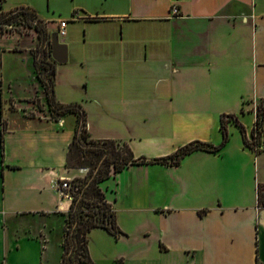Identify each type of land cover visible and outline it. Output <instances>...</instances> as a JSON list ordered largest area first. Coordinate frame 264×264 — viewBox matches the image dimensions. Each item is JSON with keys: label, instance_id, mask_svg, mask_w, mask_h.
Listing matches in <instances>:
<instances>
[{"label": "crops", "instance_id": "crops-1", "mask_svg": "<svg viewBox=\"0 0 264 264\" xmlns=\"http://www.w3.org/2000/svg\"><path fill=\"white\" fill-rule=\"evenodd\" d=\"M26 3L45 32L57 30ZM67 17L53 94L80 106L87 139L152 159L218 145L223 115L244 128L226 117L218 151L129 164L101 182L121 232H88L92 263L264 264V151L244 139L264 102V0H72ZM19 35L0 33V264H61L71 200L57 184L89 172L72 152L82 116H50L42 50Z\"/></svg>", "mask_w": 264, "mask_h": 264}, {"label": "trees", "instance_id": "trees-1", "mask_svg": "<svg viewBox=\"0 0 264 264\" xmlns=\"http://www.w3.org/2000/svg\"><path fill=\"white\" fill-rule=\"evenodd\" d=\"M4 0H0V5ZM24 19L29 25H33L41 32H45V26L41 24V19L37 18L35 11L27 5H19L7 10L0 9V33L11 27L16 18ZM41 79L46 87L47 104L50 116L57 118L67 112H77L82 116L80 127L76 132L73 146L78 153L83 155L84 163L89 166V172L83 180H72L80 184V189L74 193L71 206L67 213V222L64 233V254L61 264H93L88 251V232L94 227H103L114 236L121 232L116 225L114 210L104 198V192L99 184L108 179L112 173L121 171L129 164H144L159 162L164 164H178L186 155L197 149L208 151H218L228 140L226 117L233 118L232 115H223L221 118L222 140L218 145H212L200 141H193L175 150L170 155L147 159L144 156L134 158L130 148L119 142L108 139L95 141L87 139V132L84 127L83 112L76 103L62 104L55 100L52 86V75L54 73V62L44 51L37 59ZM241 132L244 128L235 120ZM245 144L248 146L247 138ZM258 205L264 207V184H259L257 189Z\"/></svg>", "mask_w": 264, "mask_h": 264}, {"label": "rangeland", "instance_id": "rangeland-1", "mask_svg": "<svg viewBox=\"0 0 264 264\" xmlns=\"http://www.w3.org/2000/svg\"><path fill=\"white\" fill-rule=\"evenodd\" d=\"M30 1L31 3L34 4L36 10L43 16V17H51L54 20H59L60 18H66L67 15L69 14V10L71 9L72 6V0H4L1 4L4 8H9L14 5H29L26 2ZM97 1V0H92ZM42 24L45 22L42 21ZM12 26L9 27L8 30H6L4 33L5 34H10V33H19L20 40H18V43L21 42H26L29 43L30 40L32 42V46L35 52V55L39 53V51H45L46 47V40H47V34H49L48 30L45 33H40L35 28L33 25H29L24 19H19V17L16 18V21L14 20ZM53 26L54 23L52 24ZM62 37V36H61ZM60 38V37H59ZM38 52V53H37ZM42 53L38 54L41 56ZM119 146L121 144L119 143ZM74 155L77 154L78 150L76 147H74V150L72 151ZM80 156H83L82 154ZM107 180V179H106ZM105 181V180H104ZM103 182V181H102Z\"/></svg>", "mask_w": 264, "mask_h": 264}, {"label": "built area", "instance_id": "built-area-1", "mask_svg": "<svg viewBox=\"0 0 264 264\" xmlns=\"http://www.w3.org/2000/svg\"><path fill=\"white\" fill-rule=\"evenodd\" d=\"M171 12L174 14L179 12L177 5L171 6ZM67 21L68 19L66 18H60L58 20V28L56 30L58 37L65 35ZM252 112L254 115L253 125L247 141L248 147L254 154H259L264 151V102L255 103L252 107ZM57 188L62 195L72 201L74 193L80 189V184L70 180H62L57 184Z\"/></svg>", "mask_w": 264, "mask_h": 264}, {"label": "water", "instance_id": "water-1", "mask_svg": "<svg viewBox=\"0 0 264 264\" xmlns=\"http://www.w3.org/2000/svg\"><path fill=\"white\" fill-rule=\"evenodd\" d=\"M47 54L53 61H64L66 59V45L59 41L57 31L48 35Z\"/></svg>", "mask_w": 264, "mask_h": 264}]
</instances>
